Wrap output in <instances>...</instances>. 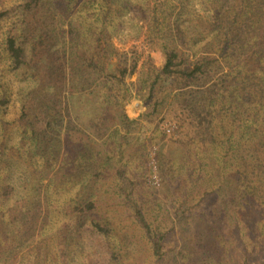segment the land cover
<instances>
[{"label": "trees", "instance_id": "obj_1", "mask_svg": "<svg viewBox=\"0 0 264 264\" xmlns=\"http://www.w3.org/2000/svg\"><path fill=\"white\" fill-rule=\"evenodd\" d=\"M174 1L0 0V264H165L188 221L200 228L182 263L224 264L237 221L264 234V0ZM136 75L147 116L169 103L184 117L158 159L192 182L171 192L168 230L154 221L165 202L137 200L139 164L112 157L138 124L125 110ZM87 130L107 138L96 148ZM110 192L129 212L102 204ZM207 195L215 205H197Z\"/></svg>", "mask_w": 264, "mask_h": 264}, {"label": "rangeland", "instance_id": "obj_2", "mask_svg": "<svg viewBox=\"0 0 264 264\" xmlns=\"http://www.w3.org/2000/svg\"><path fill=\"white\" fill-rule=\"evenodd\" d=\"M173 3L179 6V8L181 7L180 5H182L180 2L176 3L174 0ZM194 4L197 5V1H195ZM184 5L190 7V3L187 1ZM182 9L184 8H181L179 11ZM130 44L133 43L130 42ZM143 50H145L144 47ZM156 64H161L159 58L156 59ZM136 83L137 75L129 80L130 87L133 89V94L131 101L125 104V110L131 119L137 120L138 124L133 127L132 132L128 135L129 143L126 145L124 144L123 148L117 150L112 157L115 159L114 162H118V164H116L118 170L127 164L129 165V163L134 164V162H136L139 164V168H131V166H128L130 170L127 174L129 181L138 182L133 189L136 191L137 200L140 205L143 204L146 208H150L155 204L154 202L158 200L165 202L167 204L166 208L169 209V211L164 215L161 213V217L158 221L156 218L151 219H154L157 226L162 227L164 230H168L172 228L171 225L173 222H177V219L174 217L175 210H171V205L173 203L170 200L172 198L170 194L174 190L176 192L181 188L182 190L179 195L186 196L189 193L187 188L192 189V182H189L188 179L190 175L187 174L182 176V180L176 178L177 176L175 178L172 177L173 172L170 170L169 166L162 165L163 169L159 170L158 159L159 163H161L160 154L162 147H164L166 151L168 148L175 149L176 145L174 144V140H183L184 136L181 128L184 127V117H182L177 106H171L169 103L166 106H162L164 108L161 109V113H152L147 116V112H152V108H148V102L144 100L143 96L136 95ZM107 134L108 132L103 136H99L97 135V131H90L87 136L88 140L89 138L93 140V144L96 142L97 148L104 139L107 138ZM155 165L157 171L153 168ZM141 166L147 170L148 168L154 169L152 170L153 174H150L149 171L148 175L137 173L136 171H138ZM101 185H103V183ZM130 188L131 186L128 187L129 190H131ZM190 193H193L194 196L198 195L197 191H192ZM200 195H202V190H200ZM102 197L106 199L102 203L103 205L113 206L112 209L121 210V215L129 212L128 209L118 206L121 200L118 196H114L112 192L104 194ZM193 205L192 203L188 205V207L191 208V211L195 212L201 208V206L197 205H206L211 208L215 205V195H207L205 198L200 199L197 205ZM174 206L179 207L180 204H174ZM169 212L171 213L168 217ZM188 222H177V224L173 225L175 228L167 240L165 264H183L182 260L185 259V257L182 253L185 252V248L192 249V247L194 248L197 245V241L195 240L196 230L199 229L200 226H191V224H186ZM123 223H126V220H123ZM250 223V220L245 218L236 222L232 232L230 233L229 231L225 246L221 247L219 249L220 252L215 254L217 260L224 261V264H245L250 254H253L254 258L257 257L260 261H264V234L260 235L262 233L261 229H256V227L252 226ZM134 228V226L131 228L128 227L127 230L133 236L142 235L140 229ZM255 247L261 249V252H253L252 249H255ZM139 257L140 258H137L135 262L136 264L148 263V256L142 254Z\"/></svg>", "mask_w": 264, "mask_h": 264}, {"label": "built area", "instance_id": "obj_3", "mask_svg": "<svg viewBox=\"0 0 264 264\" xmlns=\"http://www.w3.org/2000/svg\"><path fill=\"white\" fill-rule=\"evenodd\" d=\"M153 168L157 171V167H156V165L155 166H153ZM154 169H152V170H154Z\"/></svg>", "mask_w": 264, "mask_h": 264}]
</instances>
